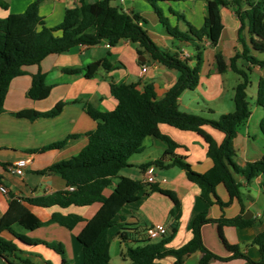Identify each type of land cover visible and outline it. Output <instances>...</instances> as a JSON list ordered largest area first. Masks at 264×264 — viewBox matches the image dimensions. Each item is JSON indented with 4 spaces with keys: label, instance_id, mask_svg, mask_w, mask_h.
<instances>
[{
    "label": "trees",
    "instance_id": "obj_1",
    "mask_svg": "<svg viewBox=\"0 0 264 264\" xmlns=\"http://www.w3.org/2000/svg\"><path fill=\"white\" fill-rule=\"evenodd\" d=\"M43 1L37 0V3L30 4L23 13L10 14L7 18L0 19V115L4 111V102L11 81L23 75L25 68L39 66L46 57L65 53L76 46H94L106 42L113 47L120 41H130L138 45L140 52L147 54L153 62L175 71L177 78L174 85L161 98H157L150 84L140 88L139 84L112 83L109 88L115 101L112 110L101 112L91 106H85L86 113L97 122L95 130L85 134L86 145L77 155L40 171L60 176L71 189L55 192L46 197L23 198L22 203L13 200L7 211L0 215V258L4 264H36L30 258L21 257L20 254L23 252L20 247L30 248L37 245H43L58 254L62 264H69L60 243L32 239L17 232L15 227L24 231H34L46 224L55 223L72 230L84 221L81 216L54 213L44 223L27 206L66 208L93 204L100 205L98 211L91 219L85 221L75 237L82 247V264H111L108 254L110 243L108 232L111 229H117L116 237L125 248L121 258L127 260L129 264H158L159 260L166 257L173 258V264H183L184 260L195 252L200 253L198 264L225 263L231 260H241L245 264H264V230L249 243L258 249L259 257L256 260L242 253L239 245H229L223 237L222 229L225 227L242 229L253 225L255 222L253 219H244L242 215L231 219L224 217L211 219L205 210L194 218L189 241L176 249L167 248L166 245L177 232L181 203L174 192L161 189L156 184L148 185L149 192L159 193L168 198L173 205L170 211L173 223L167 235L157 242H151L150 239H142L141 229L126 224L122 219L117 220L124 206L137 201L139 194L147 186L139 180L120 177L118 174L122 169L129 167L128 161L133 155L141 153L143 142L148 137L160 140L167 149L159 158L141 165L140 170L144 171L150 166L161 170L178 168L184 172L190 183L199 188L200 197L207 207L218 205L222 209L229 206L233 200H237L243 211L241 185L234 180L233 175H241L247 183L260 174L264 175V152L258 160L248 162L242 168L233 162L235 156L233 141L238 130L245 125L251 115L245 92L251 84L250 69L238 66V61H245L249 66L264 67V60L253 56L242 38V32L247 28L250 35H256L264 41V0H208L206 16L200 28L193 27L185 21L181 13L170 9V13L178 21L186 24L185 33L172 27L160 8V4L179 0H145L171 38L192 44L195 49L193 67L188 64L187 58H180L177 54L160 49L142 27L143 19L137 14H128L121 8L113 6L111 3L116 0H100L93 3L80 0L78 5L65 9L62 22L53 28L47 27L39 15L38 3ZM7 6L4 0H0V8L6 9ZM222 7L234 9L240 23L237 40L241 44V51L226 64L216 49L215 71L222 74L229 69L238 75L239 81L234 87L233 112L222 114L217 119H208L201 115L181 112L178 109V100L185 90H193L199 84L202 41L208 40L213 48L218 45L223 29L220 13ZM261 50H264V43ZM99 69L110 70V62L104 59L89 64L85 69V77L90 78ZM64 72L76 74L80 70L65 69ZM44 82L45 75L40 70L32 74L26 97L38 99L43 91ZM256 104L264 109V78L258 81ZM62 107L63 104L58 103L47 112L27 110L15 112L13 115L28 120L54 117L61 112ZM160 125H168L199 136L207 145L206 154L212 163L211 168L205 173L194 171L184 157L175 154V150L181 146L163 134ZM259 128L264 135V117L259 123ZM207 129L223 134L222 142L216 144ZM70 138L73 137L69 136L52 143L39 152L59 150ZM219 185L227 193V202H223L216 192ZM111 187V192L106 195L105 191ZM210 223L217 225L219 238L230 253L228 257L215 255L203 244L201 228Z\"/></svg>",
    "mask_w": 264,
    "mask_h": 264
},
{
    "label": "crops",
    "instance_id": "obj_2",
    "mask_svg": "<svg viewBox=\"0 0 264 264\" xmlns=\"http://www.w3.org/2000/svg\"><path fill=\"white\" fill-rule=\"evenodd\" d=\"M7 8H0V19L7 18L10 14L23 13L26 8L37 0H4ZM80 0H44L38 3L39 15L44 19L47 27L58 26L62 20L66 8L78 5ZM88 3L100 0H85ZM208 0H179L169 4H160L163 15L172 27L180 32H187L184 22L178 21L170 13L172 9L181 13L186 22L195 28L203 26L206 16ZM121 8L128 14H137L142 19V27L147 31L153 42L163 50L171 54L186 55L188 64L195 65V49L192 44L179 42L171 38L159 23L153 9L145 0H116L111 3ZM223 29L216 48L211 47L209 41L204 39L201 43V63L199 84L193 90H185L178 100V109L188 114L201 115L208 119H217L220 115L234 110L233 95L237 81L227 90L226 83L230 73L227 69L218 74L215 71L214 54L216 49L221 53L226 64L241 51L238 30L240 23L234 9L222 7L220 10ZM242 38L248 45L250 52L259 60H264V50H261L264 41L256 35H250L247 28L242 32ZM106 42L94 46H76L65 53L46 57L39 66L25 68V73L14 78L8 88L4 102V111L0 115V177L1 184L7 189V195H0V215L2 216L13 200L22 203L23 198L46 197L52 193L69 190L65 181L53 173H40L47 167L62 160L77 155L86 145L85 134L94 131L97 122L85 111V106H91L97 111L106 112L115 107L109 88L110 84H139L141 88L145 84L153 86L157 98H161L175 83L177 73L166 69L160 64L153 62L147 54L140 52L138 45L130 41H120L116 46L107 47ZM189 48V49H188ZM110 62L111 69H99L90 78L85 77L86 67L96 61ZM147 67L141 75V68ZM238 66L250 69L249 75H255L254 81L258 86L260 78H264V67L249 66L245 61L239 60ZM65 69H79L80 72L70 74ZM40 70L45 75L44 88L41 96L32 100L26 97V91L30 86L31 75ZM236 83V84H235ZM252 83V82H251ZM62 103L61 112L54 117H38L34 120L17 118L13 115L19 111L47 112L56 104ZM256 112V117L254 114ZM210 115V117L208 116ZM264 117V109L258 105L251 110V115L243 125L233 141L235 156L233 162L238 167H244L246 163L258 160L264 152V135L261 133L259 123ZM163 134L169 136L181 147L175 150V154L182 156L198 173L207 172L212 163L207 157V145L194 133L183 132L168 125H160ZM208 134L216 144L223 140V134L218 131L207 129ZM70 138L67 144L59 150H46L42 148ZM167 149L160 140L148 137L143 142L142 151L129 159V167L122 169L118 176L133 180H143V171L140 166L159 158ZM28 159L22 176L9 172L8 168L17 160ZM234 180L241 185V205L237 200L225 208L218 205L207 207L200 197L199 188L190 183L184 172L178 168H169L156 171L154 183L161 189L174 192L181 203V215L178 220V228L174 238L166 245L167 248L176 249L184 245L191 238V224L194 218L201 212L207 211L211 219L224 217L231 219L242 215L244 219H253L252 226L237 229L225 227L222 229L223 237L229 245H239L242 253L252 260L259 257L258 249L250 245V241L264 230V175L260 174L250 182L238 174L233 175ZM114 186V184H113ZM112 186V187H113ZM111 188L105 191L108 195ZM148 185L139 194V199L127 204L117 216L128 225L143 231L142 239H148L145 230L150 226L162 224L167 232L173 220L170 211L173 207L170 200L164 199L156 192H149ZM216 192L223 202L228 201L225 189L219 185ZM28 209L42 222H47L52 214H74L81 216L84 221L68 230L58 224H46L34 231H24L15 227L17 232L45 242L60 243L65 252V258L69 264H73L79 257L82 260V247L76 240V235L82 229L85 221L91 219L98 211L100 205L93 204L86 207L69 206L60 208L53 206L40 208L27 206ZM247 217V218H245ZM117 229L109 230L108 254L111 264L119 260V264H129L121 258L124 245L116 237ZM38 235V236H37ZM8 238L9 236L6 235ZM203 244L215 255L228 257L229 252L225 249L219 238L217 225L205 224L201 228ZM151 240V242H157ZM246 244V245H245ZM135 246L137 244H131ZM23 252L22 258H30L36 264H50L46 256L52 255V251L43 245L33 247H20ZM42 252L44 253L42 255ZM55 255V254H54ZM200 253L195 252L186 258L183 264H198ZM52 259V258H51ZM2 264L3 260L0 258ZM53 264H62L61 258L56 256L52 259ZM174 259L166 257L159 260L158 264H173ZM212 264H245L241 260L229 262H213Z\"/></svg>",
    "mask_w": 264,
    "mask_h": 264
},
{
    "label": "built area",
    "instance_id": "obj_3",
    "mask_svg": "<svg viewBox=\"0 0 264 264\" xmlns=\"http://www.w3.org/2000/svg\"><path fill=\"white\" fill-rule=\"evenodd\" d=\"M107 47H110L108 44H106ZM180 58H186V55L179 56ZM147 70V67L143 66L141 68L140 74L143 75ZM28 164V159H21L14 162L12 165L9 166L8 170L10 173L22 176L24 173V168ZM153 166L148 167L143 171V180L142 183L146 185H150L154 183V172H153ZM0 195H7V189L4 185L0 183ZM145 234L147 235V238L150 240H157L163 238L165 235H167V228L162 224H157L154 226H150L146 228Z\"/></svg>",
    "mask_w": 264,
    "mask_h": 264
},
{
    "label": "rangeland",
    "instance_id": "obj_4",
    "mask_svg": "<svg viewBox=\"0 0 264 264\" xmlns=\"http://www.w3.org/2000/svg\"><path fill=\"white\" fill-rule=\"evenodd\" d=\"M189 49V48H188ZM230 77L231 78H229V81L226 83V87H227V90H230L229 88H230V86L232 85V84H234L233 83V81L235 82V80L237 81V83H238V81H239V77H238V75L237 74H235V73H230ZM256 80V77H255V75H250V81L252 82L248 87H247V89H246V98H247V101H248V103H249V107H250V109L251 110H253L254 111V109L256 108V95H257V85H256V83L254 82ZM236 84V83H235ZM231 112H233V111H231ZM198 115V114H197ZM256 112H255V114H254V117H256ZM208 116V115H207ZM208 117H210V115L208 116ZM134 157H138V155H134ZM153 172H154V174H155V172L156 171H160L161 169H158V168H156V167H154L153 166ZM164 199H167L166 197H163ZM111 230H113V229H111ZM38 236V235H37ZM31 238L32 239H38V238H36V236L35 235H33V236H31ZM48 242V241H47ZM56 241H53V242H51V241H49L48 243H55ZM44 253L42 252V255H43ZM55 254V255H54ZM54 256H56L57 258H60L59 257V255L58 254H56V253H54L53 251H52V255H48V256H46L45 257V259H47L48 258V260H49V263L50 264H53L52 262V259H53V257ZM52 258V259H51ZM0 264H2L1 263V261H0ZM73 264H82V260L81 259H79V257H78V259L76 258L75 259V262L73 263ZM113 264H119V260H117V261H115ZM189 264H191L190 262H189Z\"/></svg>",
    "mask_w": 264,
    "mask_h": 264
},
{
    "label": "water",
    "instance_id": "obj_5",
    "mask_svg": "<svg viewBox=\"0 0 264 264\" xmlns=\"http://www.w3.org/2000/svg\"><path fill=\"white\" fill-rule=\"evenodd\" d=\"M245 218H247V217H245Z\"/></svg>",
    "mask_w": 264,
    "mask_h": 264
}]
</instances>
